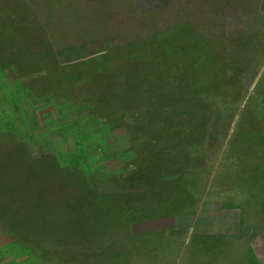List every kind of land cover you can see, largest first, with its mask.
Returning a JSON list of instances; mask_svg holds the SVG:
<instances>
[{"label": "rangeland", "instance_id": "1", "mask_svg": "<svg viewBox=\"0 0 264 264\" xmlns=\"http://www.w3.org/2000/svg\"><path fill=\"white\" fill-rule=\"evenodd\" d=\"M147 55L207 82L173 143ZM0 264H264V0H0Z\"/></svg>", "mask_w": 264, "mask_h": 264}, {"label": "trees", "instance_id": "2", "mask_svg": "<svg viewBox=\"0 0 264 264\" xmlns=\"http://www.w3.org/2000/svg\"><path fill=\"white\" fill-rule=\"evenodd\" d=\"M25 2L27 5L28 2L27 1H25ZM180 50L183 51L184 49L180 48ZM168 51H169L168 52L169 57L171 59L172 58L171 57L172 51H174V48H169ZM157 57L147 55L145 57V59H147L145 62L147 63V66H148L147 68H149L151 71V72H149V75H150L149 77L151 79V85L155 86V88L158 90V92L161 93L162 98L161 97L159 98V99H161L159 102L154 101V100L149 102L150 104H149L148 109L146 111L147 116H146V118L143 117L141 124L151 128L149 131L146 132L148 140H153V142H156V140H160L163 143H173L178 139V131L177 130H182V129H184L185 126L183 123L182 124L176 123V125H173V124L171 125V123H170L171 120H168V117L169 116L172 117V115L175 114L177 111L182 112V110L186 111L187 109L195 111V110L199 109L201 106L199 105L198 107L194 108L195 104L200 103L201 101L204 100V98L209 100L208 99L209 98L208 92L205 93V91L207 90V86H206L207 82L205 83L204 81H201V83H200L198 80H196L195 77L192 76V77H190L191 82L188 83L187 81H188L189 76L195 75L194 70L191 69L192 65H189L185 69V73H184L185 78L182 75L181 76L179 75L178 79L176 78V81L177 80L180 81V83L178 85L177 84L178 82L176 83V82L172 81V77L169 78V75L167 72L164 74L163 73L164 71L161 72L160 67L155 66L157 63H158V66H161L162 63H164L166 65V61L164 60V57H162V58H161V56H157ZM152 59H154V60H152ZM73 61H75V60H73ZM84 62H87V63H84ZM153 62H155V63H153ZM79 63H81V62L77 61L76 65ZM82 63H84V65L86 67H88V68H86L88 70V73L85 74L84 71L82 72V70H78L79 73H77V74L79 75V77H88L89 78L90 74L93 73L91 68H94V69L101 71L100 68H102L104 66V65L102 66V63H101V55H98V57L93 56L90 60H84V61H82ZM150 63H153V64L150 65ZM97 64H98V66H97ZM165 70H166V68H165ZM191 70H192V72H191ZM177 73H176V77H177ZM155 82L159 85L158 86L159 88H157V86L155 85ZM173 83H175V85ZM179 86H181V89H179ZM145 91H146V89H145ZM179 91H180V96H179ZM148 92L154 93L155 91H152V89H149ZM178 101L181 102V107H180V104H178ZM177 107H178V109H176ZM139 116L140 115L136 116V118H138V120H141ZM138 120H137V122H138ZM130 121L132 122L133 120H131V118H130ZM168 123H170V124H168ZM157 124H160L161 127H157V126L153 127ZM167 125H169L171 127H167ZM166 127H167V129H164ZM172 129H175L176 131L173 132ZM149 136H151V137H149ZM171 136H172V138H171ZM148 157H149V154L147 153V155L144 156L142 161L135 164L137 171H142L144 169L143 165H146ZM165 161H166V163H163V164L160 163L162 165L161 168H164L161 170H163V172L164 171L167 172V178H168L172 174L171 173L172 168H170L169 160H165ZM153 172H155V171H152L151 173H149V171H147V174H154ZM156 172H158V171H156ZM161 192L164 193V191H161ZM91 203H92V205L89 206L90 210L88 213H89V217H90L91 221L92 220L93 221L91 222L88 219L87 221L91 222V223H88L87 226L90 229V232L94 233V232L99 231V227L101 225V223L98 221L99 215L98 216L96 215V211L99 212L100 208L98 211L97 203L95 201H92ZM93 223L96 225V227L94 229L91 228V226H90L91 224L93 225Z\"/></svg>", "mask_w": 264, "mask_h": 264}]
</instances>
